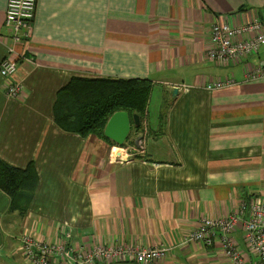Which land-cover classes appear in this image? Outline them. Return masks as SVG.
Segmentation results:
<instances>
[{
    "label": "crops",
    "instance_id": "1",
    "mask_svg": "<svg viewBox=\"0 0 264 264\" xmlns=\"http://www.w3.org/2000/svg\"><path fill=\"white\" fill-rule=\"evenodd\" d=\"M7 1L0 62L16 60L24 92L7 96L0 74V158L18 168L32 162L38 184L24 212L10 210L0 189V259L28 264L20 243L30 233L83 250L162 246L158 264H230L220 231L210 244L187 238L202 219L236 212L229 236L255 262L242 209L264 202V77L245 73L264 47L233 62L207 51L214 22L264 18V0H36L30 37L15 44L4 27ZM73 78L151 82L131 156L115 159L132 148L104 133L79 136L56 124L55 98ZM226 79L235 83L206 88Z\"/></svg>",
    "mask_w": 264,
    "mask_h": 264
},
{
    "label": "built area",
    "instance_id": "2",
    "mask_svg": "<svg viewBox=\"0 0 264 264\" xmlns=\"http://www.w3.org/2000/svg\"><path fill=\"white\" fill-rule=\"evenodd\" d=\"M36 0H8L5 15V28L13 44L30 37ZM264 47V18L254 16L238 25L216 21L211 26L210 44L207 56L211 60L233 62L240 60ZM13 51V49H10ZM10 51V52H11ZM16 60L4 58L0 62V74L4 92L11 98H18L24 92L23 84L16 79ZM264 77V58L253 70L245 73L248 81ZM232 79L216 80L206 85L207 89H221L233 85ZM248 219L244 234L249 249L256 257L250 263L232 241L229 233L239 220L234 212L226 218H204L197 228L188 235V241L212 243L220 231L221 253L230 264H264V202L243 204ZM66 234V233H65ZM21 250L28 264H96L97 262H125L134 260L140 264H158L164 257L166 248L162 246L142 247L138 245L97 244L86 248L74 247L67 239L57 241L53 237L38 238L30 233L21 237Z\"/></svg>",
    "mask_w": 264,
    "mask_h": 264
},
{
    "label": "trees",
    "instance_id": "3",
    "mask_svg": "<svg viewBox=\"0 0 264 264\" xmlns=\"http://www.w3.org/2000/svg\"><path fill=\"white\" fill-rule=\"evenodd\" d=\"M151 90L147 79L73 78L57 93L54 119L62 129L79 136L103 134L106 121L116 111L143 117ZM37 184L32 162L18 168L0 158V189L10 197V210L24 212Z\"/></svg>",
    "mask_w": 264,
    "mask_h": 264
},
{
    "label": "water",
    "instance_id": "4",
    "mask_svg": "<svg viewBox=\"0 0 264 264\" xmlns=\"http://www.w3.org/2000/svg\"><path fill=\"white\" fill-rule=\"evenodd\" d=\"M176 91L177 89L174 88L172 92L175 93ZM139 120L140 116L138 114L130 115L124 110L116 111L106 121L103 135L121 145L126 141L132 127L138 128L140 126Z\"/></svg>",
    "mask_w": 264,
    "mask_h": 264
},
{
    "label": "rangeland",
    "instance_id": "5",
    "mask_svg": "<svg viewBox=\"0 0 264 264\" xmlns=\"http://www.w3.org/2000/svg\"><path fill=\"white\" fill-rule=\"evenodd\" d=\"M142 132L144 133L145 131H143V129H141V133H140V135H142ZM148 132V131H147ZM146 132V133H147ZM137 132L136 131H131L130 133H129V136L127 137V139H126V141H125V147H130V148H132V150H129L128 151V153L129 154H127L126 156H114L115 157V159H117V160H123V159H126V158H128L129 157V155L131 154V152L132 151H134L135 149L132 147V145L134 144V141L136 140L135 139V137L137 136ZM97 135H102V134H96V136ZM103 136V135H102ZM111 147V146H110ZM110 150H111V148H110ZM115 152H117V153H121V151L120 150H115ZM115 152H113V153H115ZM109 153H110V151H109ZM133 153H135L136 154V152H133ZM131 156V155H130ZM17 232V231H16ZM17 235H19L20 234V232H17L16 233ZM39 238H42V237H39ZM47 238V237H46ZM44 239V238H43ZM20 262V261H19ZM0 264H15V263H13V262H9L7 259H5V260H1L0 259ZM20 264V263H19ZM22 264H26L25 262H23Z\"/></svg>",
    "mask_w": 264,
    "mask_h": 264
}]
</instances>
